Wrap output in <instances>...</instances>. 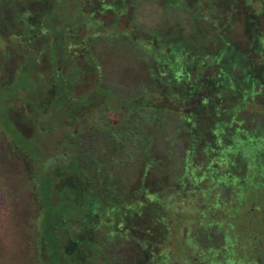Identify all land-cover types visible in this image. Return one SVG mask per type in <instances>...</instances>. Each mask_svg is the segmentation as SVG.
I'll return each instance as SVG.
<instances>
[{
  "label": "trees",
  "instance_id": "1",
  "mask_svg": "<svg viewBox=\"0 0 264 264\" xmlns=\"http://www.w3.org/2000/svg\"><path fill=\"white\" fill-rule=\"evenodd\" d=\"M118 45L129 85L106 75ZM0 50L17 61L0 132L34 189L36 264H201L185 222L217 218L185 201L228 186L250 211L219 219L264 264V140L241 127L264 110V0H0Z\"/></svg>",
  "mask_w": 264,
  "mask_h": 264
},
{
  "label": "rangeland",
  "instance_id": "2",
  "mask_svg": "<svg viewBox=\"0 0 264 264\" xmlns=\"http://www.w3.org/2000/svg\"><path fill=\"white\" fill-rule=\"evenodd\" d=\"M144 14L148 16L147 18H154L150 16L149 11ZM120 46L113 47L115 51L110 53V57L118 55L121 58L120 68L116 67V62H114L106 75L120 83L129 85L137 77L139 78V73L134 67L133 56L128 55L129 57H127L125 52L121 51L122 48ZM108 52L109 49L107 50ZM16 65L17 61L15 59L4 57L0 50V85L7 81ZM244 117L246 119L241 123V127L245 129L248 136L264 140V128L260 129V123L264 124V110L258 108L255 112L245 113ZM39 139L45 141L47 138L40 136ZM255 173L258 175L256 177L259 179L258 182H264L262 169ZM241 175H243V172L237 169L236 176L239 178ZM236 181L238 180L236 179ZM246 183V188L242 187L244 190H241L243 195L247 192L250 193L249 189L251 186L248 185L250 182ZM208 187L212 190L216 189L211 186ZM217 189L218 197L214 202L212 198L207 200L203 198L202 200L201 198L195 199L193 197L185 201L183 209L185 214L191 215L195 212L198 215L200 213L202 218L211 217L213 214L217 218L215 219L216 223L197 225L194 223H199L198 220L189 221V219L195 218L191 215L184 225L185 240L193 245L196 244L194 254L201 264H240V262L243 264H254L250 261V247L244 243L245 240L242 239L239 244L234 243L232 240L233 233L242 236L240 231L237 229L232 230L219 219L222 218L221 216L224 217L225 214L229 218L246 217V221L250 211V203L246 201L250 198L243 195V198H240L241 196L231 186ZM33 190L32 184L28 181L22 160L10 151L6 139L0 132V264H36L33 251L34 224L36 220V204L33 198ZM262 190H264V185L259 188V191ZM210 201L212 204L207 206L206 202ZM194 205L196 207H193ZM205 208H208V211L204 212ZM257 211L262 213L261 209L260 211L255 209L256 213ZM203 222H206V219H203ZM194 234L196 236L193 238ZM205 234H208L206 239ZM256 234L259 235V232H256ZM262 243L264 245V240ZM184 260V264H191L187 259Z\"/></svg>",
  "mask_w": 264,
  "mask_h": 264
}]
</instances>
